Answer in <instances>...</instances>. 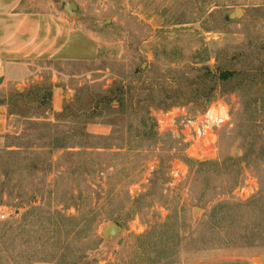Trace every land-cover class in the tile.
Masks as SVG:
<instances>
[{
    "label": "rangeland",
    "instance_id": "rangeland-1",
    "mask_svg": "<svg viewBox=\"0 0 264 264\" xmlns=\"http://www.w3.org/2000/svg\"><path fill=\"white\" fill-rule=\"evenodd\" d=\"M3 3L0 264H264V74L218 78L264 68V0ZM217 104L204 156L182 114Z\"/></svg>",
    "mask_w": 264,
    "mask_h": 264
},
{
    "label": "built area",
    "instance_id": "built-area-1",
    "mask_svg": "<svg viewBox=\"0 0 264 264\" xmlns=\"http://www.w3.org/2000/svg\"><path fill=\"white\" fill-rule=\"evenodd\" d=\"M169 113L166 120L163 117L158 120L159 127L174 131L175 120L181 114L178 111H174V113L170 111ZM182 117V123H185L183 140L188 148L204 156H210L212 149L214 151L216 148V128L228 123L230 113L226 106L217 104L195 118L186 117L183 114ZM0 216L3 218L4 214L1 213Z\"/></svg>",
    "mask_w": 264,
    "mask_h": 264
},
{
    "label": "trees",
    "instance_id": "trees-1",
    "mask_svg": "<svg viewBox=\"0 0 264 264\" xmlns=\"http://www.w3.org/2000/svg\"><path fill=\"white\" fill-rule=\"evenodd\" d=\"M259 73L260 74H264V68L263 67H257L256 68V70L253 72V74H251V78L250 79H247V77H245L244 75H245V73L242 71V69H239V70H232V69H225V70H222V71H220L219 72V75H218V78L221 80V81H228V80H231V79H233V78H236L237 79V83L238 84H241V85H244V83H246L245 85H247V84H256V83H258L257 81H256V76L257 75H259ZM215 75H211V77H214ZM239 76H242V77H239ZM255 78V79H254ZM255 80V81H254ZM256 82V83H255ZM117 98H116V96L115 97H112V98H108L107 100H106V104H108V107H110L111 108V105H110V103L113 101V100H116ZM118 100V99H117ZM254 102V99H251V101H249L248 103L249 104H251V103H253ZM95 106H93L92 107V110L94 111L95 110ZM93 111H92V113H93ZM92 113H91V115H92ZM62 114H64V111L63 112H61V115ZM87 117L88 118H91V116L90 115H87ZM251 117V116H250ZM249 121H250V124H251V122L253 123V118H250V119H248ZM253 127V125L251 126L250 125V129ZM247 135H253V133H252V131L250 130L249 131V133H247ZM164 226V225H163ZM146 237V235H139V236H136V239L138 240V245H137V248H139L140 250H138V252L140 253H142V250L144 251L143 253L145 254V250H146V248L149 246V244L150 243H147L146 241H145V238ZM162 241H163V239H161V240H157V241H153L154 242V244H155V246L156 245H158V244H160V247L161 248H164L163 247V245H162ZM154 244H153V246H154ZM160 248V249H161ZM161 251H159V254H161L160 253ZM141 253L140 254H138L139 256L141 255ZM141 258V257H140ZM139 258V264H143L144 262H143V260L142 259H140ZM149 263V262H148ZM123 264V263H122Z\"/></svg>",
    "mask_w": 264,
    "mask_h": 264
},
{
    "label": "water",
    "instance_id": "water-1",
    "mask_svg": "<svg viewBox=\"0 0 264 264\" xmlns=\"http://www.w3.org/2000/svg\"><path fill=\"white\" fill-rule=\"evenodd\" d=\"M242 15V11L240 9H236L230 16L231 17H238ZM1 80V78H0ZM119 226L117 224H111L108 228H107V233H113L114 231L118 230Z\"/></svg>",
    "mask_w": 264,
    "mask_h": 264
},
{
    "label": "crops",
    "instance_id": "crops-1",
    "mask_svg": "<svg viewBox=\"0 0 264 264\" xmlns=\"http://www.w3.org/2000/svg\"><path fill=\"white\" fill-rule=\"evenodd\" d=\"M5 2V0L3 1H0V7L1 8H7V4L3 3ZM37 25L39 24H36V22L34 23V27H33V39L36 38L38 36V30H37ZM44 39H48L47 35L43 37ZM43 264H48V263H43Z\"/></svg>",
    "mask_w": 264,
    "mask_h": 264
}]
</instances>
